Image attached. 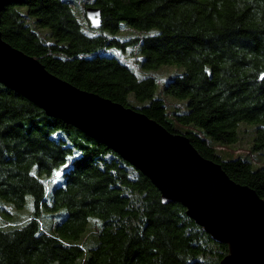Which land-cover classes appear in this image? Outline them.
<instances>
[{"label":"trees","instance_id":"trees-1","mask_svg":"<svg viewBox=\"0 0 264 264\" xmlns=\"http://www.w3.org/2000/svg\"><path fill=\"white\" fill-rule=\"evenodd\" d=\"M0 32L57 77L186 136L264 200V0H22L5 7ZM162 66L183 71L161 85ZM60 168L64 183L46 198L41 176ZM27 196V222L0 225V264H220L228 254L108 146L0 83V199L22 209Z\"/></svg>","mask_w":264,"mask_h":264},{"label":"water","instance_id":"water-1","mask_svg":"<svg viewBox=\"0 0 264 264\" xmlns=\"http://www.w3.org/2000/svg\"><path fill=\"white\" fill-rule=\"evenodd\" d=\"M22 0H0L5 7ZM93 26L101 13L87 11ZM0 83L48 117L105 144L146 176L162 203H179L216 242L228 246L220 264H264V200L205 159L186 136L173 134L139 110L81 90L36 58L14 48L0 32Z\"/></svg>","mask_w":264,"mask_h":264},{"label":"rangeland","instance_id":"rangeland-1","mask_svg":"<svg viewBox=\"0 0 264 264\" xmlns=\"http://www.w3.org/2000/svg\"><path fill=\"white\" fill-rule=\"evenodd\" d=\"M74 9L77 10V8ZM126 30L127 29L121 31L119 34L116 35V37L119 39L129 38L131 35H128L126 33ZM115 54H118L121 57L123 56L121 50H116ZM124 57L129 60H133L130 54L125 55ZM182 71L183 68L179 66H162L161 68L156 70L153 74L159 78L160 84L164 85ZM249 133H250L249 131H247L245 128L242 127L241 139L239 143L235 145V148L239 151L240 154H245L246 152L249 151V144L251 139ZM64 169L65 168H60L55 173V176L52 179L46 178L45 175L41 176V179L46 181V185H47L46 198H50L52 196L53 190L64 183V173H65ZM5 208H7L6 210L8 211H6ZM14 209L11 208L9 204H7L6 202L0 199V225L4 224V221L8 222V224H10L11 226L26 223L29 216L34 212L33 198L31 196H27L25 206L22 209H15V210ZM10 211L12 213H8ZM54 220H55L54 218L45 219V225L47 229L51 228V225L53 224Z\"/></svg>","mask_w":264,"mask_h":264},{"label":"bare ground","instance_id":"bare-ground-1","mask_svg":"<svg viewBox=\"0 0 264 264\" xmlns=\"http://www.w3.org/2000/svg\"><path fill=\"white\" fill-rule=\"evenodd\" d=\"M11 90V89H10ZM91 138V137H90ZM93 139V138H92ZM95 140V139H94ZM97 141V140H96ZM99 142V141H98ZM101 143V142H100ZM103 144V143H102ZM105 145V144H104ZM112 150V149H111ZM113 151V150H112ZM115 152V151H114ZM116 153V152H115ZM117 154V153H116ZM119 155V154H118ZM120 156V155H119ZM129 163V162H128Z\"/></svg>","mask_w":264,"mask_h":264}]
</instances>
